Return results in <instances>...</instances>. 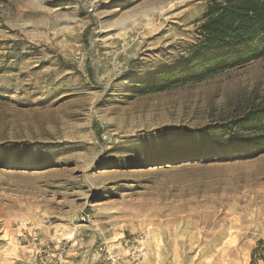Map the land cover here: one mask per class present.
Returning a JSON list of instances; mask_svg holds the SVG:
<instances>
[{"label":"rangeland","instance_id":"374dc122","mask_svg":"<svg viewBox=\"0 0 264 264\" xmlns=\"http://www.w3.org/2000/svg\"><path fill=\"white\" fill-rule=\"evenodd\" d=\"M227 1L0 0V264H108L104 246L124 261L143 248L141 264H252L264 147L232 158L231 138L255 134L241 121L264 108V58L136 92ZM202 130L222 155L176 159Z\"/></svg>","mask_w":264,"mask_h":264},{"label":"trees","instance_id":"16d2710c","mask_svg":"<svg viewBox=\"0 0 264 264\" xmlns=\"http://www.w3.org/2000/svg\"><path fill=\"white\" fill-rule=\"evenodd\" d=\"M202 32V41L191 48L188 57L140 82L136 92L148 94L181 84L201 82L264 58V0H228L221 6H213ZM241 124L251 125L255 134L232 136L231 149L235 152L231 154L232 158L244 149L264 147V108L250 113ZM206 132H199L191 152L182 153L176 159L220 157L222 154L219 151H207ZM261 245L262 242L254 251L252 264L264 262V248Z\"/></svg>","mask_w":264,"mask_h":264},{"label":"built area","instance_id":"2783aa9c","mask_svg":"<svg viewBox=\"0 0 264 264\" xmlns=\"http://www.w3.org/2000/svg\"><path fill=\"white\" fill-rule=\"evenodd\" d=\"M101 253L105 256L108 264H141L142 254L138 248H131L130 254L127 256V261L118 255L107 246L100 248ZM57 257V263H60L61 256Z\"/></svg>","mask_w":264,"mask_h":264},{"label":"bare ground","instance_id":"6f19581e","mask_svg":"<svg viewBox=\"0 0 264 264\" xmlns=\"http://www.w3.org/2000/svg\"><path fill=\"white\" fill-rule=\"evenodd\" d=\"M145 242V241H144ZM146 243V242H145ZM145 245V244H144ZM143 246V245H142ZM144 249L143 248H141V251H143Z\"/></svg>","mask_w":264,"mask_h":264}]
</instances>
